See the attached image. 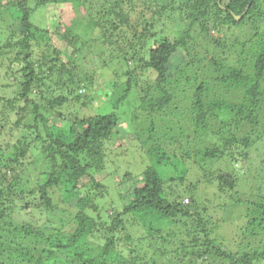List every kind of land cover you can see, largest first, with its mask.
<instances>
[{"label": "trees", "instance_id": "1", "mask_svg": "<svg viewBox=\"0 0 264 264\" xmlns=\"http://www.w3.org/2000/svg\"><path fill=\"white\" fill-rule=\"evenodd\" d=\"M88 1L0 0V69H4L8 77L13 76L20 88L18 97L12 100L0 97V264H71L68 262L71 259H63V255L77 258L83 264H264V250L229 247L226 238L213 236L203 203L196 201L194 206L186 205L170 194L167 183L185 179L186 173L179 175L184 165L177 163L175 155L170 157L161 149L160 154L149 158L147 166L143 167L146 163L140 161L144 169L141 174L123 177L117 186L121 208L115 209L113 214L102 212L98 201L104 197L100 191L103 185L96 177L102 174L105 161L104 142L112 137L122 119L115 112L81 117L82 112L74 120H67L60 110L68 103V96L45 98V86L68 88L80 69L76 62L71 68L69 64L74 58L50 43L47 33H52L51 29L45 33L38 24L42 15L47 17L54 9L69 5L78 10L85 8L91 21L83 29L78 28L82 37L99 27L108 47L112 48L116 41L126 44L132 50L128 54L130 61L139 63L124 74L127 90L120 102L132 89H138L142 109L150 112L162 111L174 101L175 90L174 95L167 91L172 89L170 80L189 62L191 45L198 40L214 41L212 45L219 53L223 52L225 44L209 34V26L227 29V35L231 29L251 27L254 40L250 47H246V43L239 45L235 40L236 50H240L236 65L227 66L218 78L219 85L215 88L227 99L216 97L207 111L195 117V129L203 132L211 129L223 146L236 141L245 123L253 130L264 128L261 121L264 112V0H191L187 4V19H181L185 29L179 34H174L164 24L171 12L182 11L173 8L170 0H92L87 4ZM10 19H13L11 30L4 23ZM71 31L63 34L64 39ZM5 33L10 37L4 41ZM96 39L92 36L89 41L98 43ZM135 41L146 48L139 47L136 51ZM76 42L77 39H71L70 47ZM174 61L178 64L174 65ZM145 72L154 73L156 87L144 77ZM141 76L145 78L144 86L139 82ZM167 82L169 86L165 88ZM5 85L11 86V82L6 81ZM33 89L40 90L46 104L30 101ZM203 93L200 86L192 98L197 106L203 101ZM239 94L242 96L237 100ZM156 95L161 99L154 104L150 99ZM75 98L79 101V97ZM22 101L25 105L16 110ZM216 109L223 118L216 122L218 128L213 129L214 123L207 124V120ZM152 115L150 113L149 117ZM14 117L17 120L11 124ZM29 117L32 120L28 124ZM25 127L33 139L17 135L14 142V132L10 129L18 131ZM241 141L246 148L252 145L248 137ZM224 151L216 144L207 145L199 150L191 166L211 179L217 172L206 166L226 157ZM34 156L38 162L41 157L43 160L39 167L32 162L35 169L29 175L26 161ZM32 174L35 177L31 179ZM215 179L219 191L235 200L234 206H248L246 221L251 228L264 227V196L259 195L260 189L257 199L241 202L238 178L219 172ZM55 189L60 200L63 201L64 192L69 197L67 204L73 210V224L72 230H68L65 222L59 221L62 226L58 227L57 234L64 240L47 241L44 225L49 223L51 215H57L52 196ZM22 212L28 217H19ZM13 213H17L16 216ZM252 214H256L255 219ZM32 215L41 218L39 224L29 219ZM184 220L188 221L185 227ZM41 239L47 241V247L40 246Z\"/></svg>", "mask_w": 264, "mask_h": 264}, {"label": "rangeland", "instance_id": "2", "mask_svg": "<svg viewBox=\"0 0 264 264\" xmlns=\"http://www.w3.org/2000/svg\"><path fill=\"white\" fill-rule=\"evenodd\" d=\"M90 1L92 0H89L87 4ZM190 1H168L169 3L172 2L173 8L176 7L182 10H174L171 12V17L164 22L167 28L174 31V34L175 32L182 33L185 29L181 19H187L189 13L187 4ZM84 9H73L71 5L62 7L59 10L54 9L47 17L42 15L43 17L38 19V24L45 33H47L48 29H51L52 33H47L51 37L52 42L50 43L57 45L60 49L69 53L74 58L69 66L73 68L71 65L76 62L78 69L81 71L77 74L75 73L74 81L70 82L68 88L60 89L62 87H57L53 84L45 86V98L53 100L54 97L60 94L68 96V103L60 110L67 120H74L82 112L80 114L81 117L98 113L111 114L115 112L122 119V123L115 130L112 137L104 142L105 161L101 169L102 174L96 177L103 185L100 191L104 195L103 199H99L98 201L99 208L104 214H113L115 209H120L121 205L117 194V186L123 177L126 174L133 176L141 174L144 169L141 167L140 161L144 160L146 164L143 167L147 166L149 158L153 157L155 153L160 154L159 150L161 149L170 157L175 155L177 163L184 165V169L178 171L179 175L186 173L185 179L177 180L176 183H167V187L169 188L167 190L170 194L176 196L178 201L186 205L193 204L194 206L196 201L203 203L202 206L206 209L208 216V218H205L212 226L210 230H213V236L218 238L220 235L226 238L228 242L226 244L229 247L239 249L243 246V248L246 247L250 251H263L264 227H256L257 225L255 228L250 227L246 221L248 206H234L235 200L230 199L229 194H223L219 191V183L215 177L219 172H222L229 173L238 178L239 186L237 187V191L241 202L257 199L256 194L258 193V189L262 191L259 192V195L264 196V128L259 127L253 130L245 123L243 124L245 129L239 131L240 133L237 135L236 141L231 145L223 144L222 146V142H219L218 137L211 129L203 132L197 131L194 127L196 115L207 111L210 108V102L216 100V97L221 100L227 99L226 96H224L225 98L221 97L215 88L217 84L219 85L218 78L224 74L227 66L232 67L236 65L234 62L239 57L238 51L240 50H236L238 46L234 45L235 40L239 42V45L246 43V47L249 48L251 40H254L253 29L248 26L237 27L231 29L227 35V29L219 30L209 26V34L215 40L218 41L220 39L221 43L225 44L224 53H219V49L212 45L214 41L210 43L202 42V40L196 41L193 46H190L191 58L189 62L179 71V74L173 80H170L172 89H168L167 91L170 95H174L175 90L174 101L162 111L150 112V110L142 109L139 98L140 91L138 89H132L128 97L120 102V99L127 90V79L124 74L127 71L135 69L136 64L139 63L130 61L131 59L128 54L132 50L126 44L116 41L117 44L112 48L108 47L107 42L104 41L103 32L99 27L89 30L88 34L82 37V31L79 29H83L84 25L89 24L91 21L87 17V11ZM12 20L4 21L6 26H10V30L12 29ZM76 22L77 24L73 26ZM67 27L68 30L66 31ZM69 31H71L68 35L70 39L68 37L64 39L63 34L65 32L69 33ZM92 36L95 39L96 37L98 38L94 40L98 43H90L89 39ZM2 37L5 41L10 36L9 33H5ZM71 39H77L75 46L70 47ZM211 39L210 37L208 40L210 41ZM99 41L102 43L100 44ZM134 44L136 51L139 50V47H144L143 43L137 41ZM222 54L224 55L222 56ZM177 64L178 61H174V65ZM221 64H223L222 67L220 66ZM15 68L18 69L17 67ZM3 70L0 69V97H3L5 100H12L18 97L20 88L17 87L18 84L14 81L15 78L13 76L8 77ZM153 74L152 72H145L144 77H147L146 79H149L153 86L156 87L155 85L158 82L155 80L156 76ZM144 77L141 76L139 79L141 86H144ZM19 79L20 77H17V80ZM6 81L11 82V86L6 87ZM168 86L169 82L166 83L165 88ZM200 86L204 89L203 101L200 106H197L195 104L196 100L192 98ZM241 96L239 94L236 97L237 100ZM75 97H79V101ZM46 99L42 98L39 89H33L30 95V101H34L37 104H46ZM160 99L161 97L156 95L154 99L150 100L156 104V101ZM235 99L232 101L234 102ZM23 105H25L24 101L19 102L16 110ZM150 113L153 114L152 118L149 117ZM262 115L261 121L263 123L264 112ZM222 118L223 115L219 110H213L209 115L207 124L214 123L213 129L218 128L216 122H219ZM16 120L17 117H14L12 119L14 123L11 124H15ZM27 120L29 124L32 118L29 117ZM10 131L14 132V142L17 135H27L33 139L32 133L27 131L26 127L18 131L11 128ZM56 131L57 129L54 130V132ZM154 135L155 137H153ZM247 137L252 142L249 148H246L241 141V139ZM214 144L221 146L225 150L226 157L215 162L212 166L211 164H205L207 165V169L211 167L214 172H217L210 179L207 175H204L205 172L192 168L191 165L196 162L200 149ZM44 157L46 156L44 155ZM41 159L43 160V157ZM41 159L38 162L36 156H34L26 161L27 168L28 170L30 169L29 175L35 169V165L32 162H35L36 166L39 167L41 165L40 162H42ZM34 177L35 175L32 174L31 179ZM52 196L57 215H51L49 223L44 225L47 228L45 231L48 236L47 241L53 238L64 240L61 235L58 236L57 234L58 227L62 226L60 223L64 221L66 228L72 230L73 210L67 204L69 197L65 192L61 196L63 201L60 200L59 192L56 189L52 191ZM235 198L238 197L235 196ZM200 210L201 212L203 211V209ZM16 214L13 213L14 216ZM20 216L24 219L28 217L24 215V212ZM251 217L255 219L256 214H252ZM29 219L39 224L41 218L37 215H32L29 216ZM186 221L184 220V223H182L184 227L185 223L188 222ZM178 229L176 227L174 231L177 232ZM41 241L42 244L40 246L42 248L47 247V241L43 239ZM65 258L71 259L68 260L71 264H83L77 258L63 255V259ZM209 262L211 263V261Z\"/></svg>", "mask_w": 264, "mask_h": 264}]
</instances>
